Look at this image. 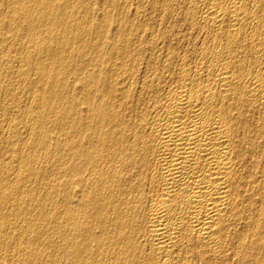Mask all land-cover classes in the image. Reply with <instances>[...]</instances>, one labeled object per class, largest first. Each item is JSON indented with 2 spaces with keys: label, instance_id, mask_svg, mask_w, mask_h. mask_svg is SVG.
I'll return each mask as SVG.
<instances>
[{
  "label": "bare ground",
  "instance_id": "6f19581e",
  "mask_svg": "<svg viewBox=\"0 0 264 264\" xmlns=\"http://www.w3.org/2000/svg\"><path fill=\"white\" fill-rule=\"evenodd\" d=\"M0 264H264V0H0Z\"/></svg>",
  "mask_w": 264,
  "mask_h": 264
}]
</instances>
